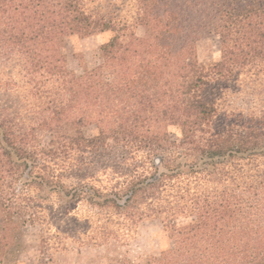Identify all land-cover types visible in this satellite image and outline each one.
<instances>
[{
  "label": "trees",
  "instance_id": "16d2710c",
  "mask_svg": "<svg viewBox=\"0 0 264 264\" xmlns=\"http://www.w3.org/2000/svg\"><path fill=\"white\" fill-rule=\"evenodd\" d=\"M106 31L99 63L69 68L66 37ZM231 84L264 102V0H0V264L28 225L50 264L63 238L98 245L155 217L173 245L146 264H264V104L228 108ZM79 201L97 223L73 217Z\"/></svg>",
  "mask_w": 264,
  "mask_h": 264
},
{
  "label": "rangeland",
  "instance_id": "374dc122",
  "mask_svg": "<svg viewBox=\"0 0 264 264\" xmlns=\"http://www.w3.org/2000/svg\"><path fill=\"white\" fill-rule=\"evenodd\" d=\"M166 0H142L143 5H160ZM178 22L181 25L186 24L187 19L184 14L178 15ZM136 34L143 36L145 30L142 27L136 28ZM110 32H102L88 37H79L71 35L66 37L64 51L67 55L68 66L76 73H81L85 68H92L99 63V46L105 42ZM197 57L202 64H208L217 61L220 57V44L218 36L211 32L203 33L196 44ZM237 84H231L227 93L226 106L230 109L239 108L247 110V107L261 108L264 104L262 98L256 92L247 95L245 92H238L241 87ZM242 90V89H241ZM51 127L43 125L38 128L41 140L46 139ZM170 137L176 141L181 139L180 131L177 126L168 127ZM84 135L87 137L97 134L96 125L88 120L83 127ZM114 150V149H113ZM107 153L113 160L112 164L117 165L118 156L121 154L118 149ZM94 159L102 160L98 155ZM120 171H124L119 168ZM118 169V170H119ZM73 217L81 220H88V214L91 209L81 201L72 205ZM96 218V217H95ZM89 218L91 223H97V219ZM96 221V222H95ZM181 223L189 221V217L178 220ZM114 222V221H112ZM90 225V223H88ZM111 227L116 230L117 237L109 239L106 243L94 244L93 240L83 241L80 244L71 239L63 238L59 247L51 249L53 252L50 264H123L124 259H128L131 264H146L148 257L158 255L161 250L173 245V240L158 218H146L139 220L136 225L126 230L123 225L112 224ZM88 235V233H86ZM80 237L86 238L84 235ZM39 227L37 225H28L22 234L16 236V241L22 243L24 248L17 256L15 261L6 264H34L36 262L38 251ZM63 246V247H62ZM192 264H199L196 256L192 257Z\"/></svg>",
  "mask_w": 264,
  "mask_h": 264
}]
</instances>
